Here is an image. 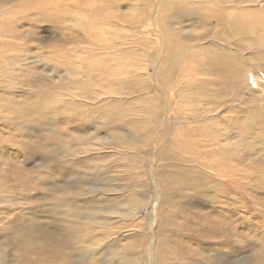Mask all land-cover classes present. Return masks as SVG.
Instances as JSON below:
<instances>
[{
	"label": "rangeland",
	"instance_id": "374dc122",
	"mask_svg": "<svg viewBox=\"0 0 264 264\" xmlns=\"http://www.w3.org/2000/svg\"><path fill=\"white\" fill-rule=\"evenodd\" d=\"M5 2L0 264H264V0Z\"/></svg>",
	"mask_w": 264,
	"mask_h": 264
},
{
	"label": "bare ground",
	"instance_id": "6f19581e",
	"mask_svg": "<svg viewBox=\"0 0 264 264\" xmlns=\"http://www.w3.org/2000/svg\"><path fill=\"white\" fill-rule=\"evenodd\" d=\"M1 3H6L5 2V0H0V4ZM55 3V2H54ZM57 6H59V5H61V3L60 4H58V3H55ZM62 9H64V8H62ZM67 10V9H66ZM3 11V15H6L5 13L7 12L8 13V15H11L12 14V12L11 11H4V10H2V9H0V13ZM4 17V16H3ZM245 17L246 16H244V18H242V17H239L238 15H235V16H233V17H231L230 19H229V21L230 22H234L233 24H232V26L234 27L235 26V28H234V30L233 31H230L229 32V35H227L228 37H230L232 40H236V41H241V40H244V39H242V38H246V37H243L245 34H246V31H245V33H241V30L240 29H238V24L239 23H243V24H245L246 23V20H245ZM1 18V17H0ZM2 19V18H1ZM5 21V20H4ZM236 24V25H235ZM5 23H1L0 22V36H6L7 34L4 32V29H5ZM95 26H97V25H95ZM91 27V26H90ZM240 27H241V25H240ZM8 28V27H7ZM249 32V31H248ZM12 35V34H11ZM242 37V38H241ZM230 40V39H229ZM221 41H223V38L221 39L220 38V42ZM215 42H217L216 40H215ZM218 43V42H217ZM178 43L175 41V45H177ZM235 44H237V43H235ZM220 45V44H219ZM261 48H263V47H261ZM257 49V48H256ZM170 50H171V47H170ZM218 50H221V55L220 56H214V57H216L215 58V60L217 61V62H215L216 64V66L218 67V69L217 70H223V71H226L227 70V68H229V66L231 65V63H234L235 64V67H237V68H239L238 70L240 71V74H242V68H241V63H240V58H239V56L240 57H242V58H244L245 56L243 55V54H238V53H236V52H238L239 50L234 46V44L230 47V51H227L223 46H218ZM256 52V51H255ZM236 53V54H235ZM258 56H260L261 57V60H263L264 59V54H261V52L260 51H258L257 53H256ZM246 58V57H245ZM245 58H244V60H245ZM253 58H256V56H254L253 55ZM246 60H247V58H246ZM218 63V64H217ZM149 65V64H148ZM243 67H244V70H246L247 69V66L246 65H242ZM153 67H154V69L155 70H157V71H159V68H158V65H157V63H156V61H154L153 60ZM234 67V68H235ZM250 67V66H249ZM210 71L211 69L208 67V65H207V68H205V71ZM156 73H158V72H156ZM142 75H144V73H142ZM159 75H161V73L159 74ZM149 77H154L153 75L152 76H149ZM156 77V76H155ZM162 77V76H161ZM169 79H171L172 78V76L171 77H168ZM164 79V78H163ZM172 80V79H171ZM163 80H161V79H159V82H158V80L157 81H153V82H156V84L155 83H153L152 82V84L153 85H155V88H158V89H161V87H162V85H164V82H162ZM166 82V81H165ZM175 82V81H174ZM174 84V83H173ZM128 87H129V85H128ZM164 109H167V106H161V108H160V110H159V112L160 111H164ZM142 110V109H141ZM159 112L158 113H155V115H154V113L153 114H150V116H151V119L149 120V121H152V120H157V119H159V120H161L162 121V118H160L161 117V115L159 114ZM159 114V115H158ZM199 115V114H198ZM201 117V116H200ZM166 121H168V119L166 118ZM205 121H207V120H205ZM157 122V121H156ZM164 122V121H163ZM154 123V122H153ZM167 125V124H166ZM150 126V125H149ZM166 128V127H165ZM131 130V132L130 131H126V133L122 136V138L120 139V141H121V143H117V142H114V144H112L113 146H115V147H112L114 150H115V152L116 151H124V150H122V149H127V147L128 146H126V145H123V144H129L130 142L129 141H134V139H135V136H134V133H135V131L133 130V129H130ZM109 138V137H108ZM102 139V138H101ZM100 140V139H99ZM108 139L106 138V140H104V142L105 143H108ZM97 142V141H96ZM96 142H94V143H96ZM99 143H101V142H99ZM103 144V143H102ZM101 150V149H100ZM129 151V150H128ZM150 154V153H149ZM150 157H152V159H153V162H157V161H155L156 160V156L154 155V156H150ZM161 157V156H160ZM163 161H166V160H164V159H159V161L158 162H162L163 163ZM173 161V160H172ZM149 162H150V160H149ZM168 162V161H167ZM168 164V163H167ZM166 164V165H167ZM164 165V164H163ZM160 166V168L161 167H164V166ZM152 166V165H151ZM169 166V165H168ZM171 166V169H170V172L166 169V170H164L163 172L166 174V173H168V175L170 176V178H171V180L170 181H172V177L174 176V175H178V170L176 169V167L174 166V165H170ZM160 168H158V169H160ZM166 168H168V167H166ZM162 169H165V167L164 168H162ZM156 170H157V167H156ZM155 170H154V168L153 167H150V169H149V173H150V176H151V181L152 182H155V175H154V172ZM163 173V174H164ZM146 175V174H145ZM161 176V175H160ZM159 176V177H160ZM158 178V177H157ZM156 178V179H157ZM148 180V179H147ZM160 180V179H159ZM155 183H153V185H154ZM150 185V184H149ZM160 185V184H159ZM158 246V244L156 245V247ZM156 249V248H155ZM155 252H158L157 250H155ZM141 258V257H140ZM136 260V259H135ZM156 261V260H155ZM157 262V261H156ZM161 262V261H160ZM132 263V262H131ZM160 264V263H159Z\"/></svg>",
	"mask_w": 264,
	"mask_h": 264
}]
</instances>
